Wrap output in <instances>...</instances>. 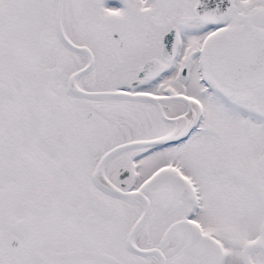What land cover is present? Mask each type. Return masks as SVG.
Here are the masks:
<instances>
[{
  "label": "snow or ice",
  "instance_id": "obj_1",
  "mask_svg": "<svg viewBox=\"0 0 264 264\" xmlns=\"http://www.w3.org/2000/svg\"><path fill=\"white\" fill-rule=\"evenodd\" d=\"M0 264H264V0H0Z\"/></svg>",
  "mask_w": 264,
  "mask_h": 264
}]
</instances>
